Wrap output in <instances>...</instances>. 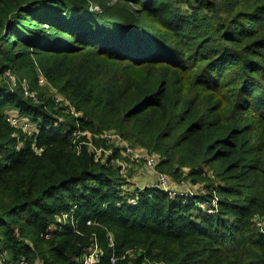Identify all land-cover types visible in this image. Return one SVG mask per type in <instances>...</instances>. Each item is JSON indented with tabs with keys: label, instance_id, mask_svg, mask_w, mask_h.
<instances>
[{
	"label": "trees",
	"instance_id": "16d2710c",
	"mask_svg": "<svg viewBox=\"0 0 264 264\" xmlns=\"http://www.w3.org/2000/svg\"><path fill=\"white\" fill-rule=\"evenodd\" d=\"M3 55L35 99L0 77L2 264H81L94 239V264H264V0H0ZM75 129L205 191L137 186Z\"/></svg>",
	"mask_w": 264,
	"mask_h": 264
},
{
	"label": "built area",
	"instance_id": "2783aa9c",
	"mask_svg": "<svg viewBox=\"0 0 264 264\" xmlns=\"http://www.w3.org/2000/svg\"><path fill=\"white\" fill-rule=\"evenodd\" d=\"M2 75L4 76V79L6 78L5 81L8 83V85H9L8 87L11 90L17 86L16 77L12 71L5 70ZM38 82L41 84H45V85L49 86V88L53 92V97H54V100L57 104H63V105H67V106L69 105L67 100H64L57 92H55V90L48 83V81L45 79V77L43 75H41L40 73L38 75ZM20 85H21V88L23 90L24 95L32 97L33 99H35V93L29 89V85L27 84L26 79H23L21 81ZM68 111L75 116L79 115V113L76 112L75 110H73L70 106H69ZM7 120L14 126L15 125L21 126L23 128V130H25L27 132H31L33 130L34 127H32V125L35 126L31 120V118L28 116H25V115H9L8 114ZM71 135L74 138L73 141L75 142L74 144H75V147L77 150H79V146L81 143L77 139L80 136H85L87 138L86 144L88 146V150L94 151V157L96 159L98 158V154L101 151H103L102 148H96L94 146V144L91 141L90 132L83 131L81 129H75L72 131ZM95 137L96 138H102V139L106 140L107 142H115L116 145L120 148V154L127 157L131 161L140 162L145 169H147L148 171L152 172L155 175V180L151 181L150 184L157 189L163 190L170 197L187 196V195L192 196L193 194H195V191L190 188V186L194 187L195 185H190L188 181H187L188 188H181L178 186V184L173 185L174 183H171V180L166 173L157 170L156 164L158 162V156L155 153H149L147 151L144 152V150L142 148L129 144L119 134H117L114 131H104V132H101L99 134H95ZM107 151H109V150H107ZM109 152H111V151H109ZM115 159L116 158H112L110 160L111 163L117 162L119 164L120 171L124 172L125 167H126L125 162L123 160L118 161ZM181 184L186 186L184 181H181ZM215 201H216V198H214L212 200V205L215 204ZM201 206L203 207L204 205H201ZM71 214H72V212L63 213L61 216L57 217V220L60 222L61 221L64 222L68 217L71 216ZM87 224L90 225V224H93V222L91 220H88ZM52 229H55L54 225L52 226ZM46 236H48V235H46ZM108 237H109L110 243L112 244V236L109 232H108ZM100 253L101 252H100L98 243L94 239L93 242L85 249V251L81 255V257H80L81 264H94L99 259ZM139 253H140V250H137L136 253L134 250H126L120 257L111 256L110 261L112 263H114L119 258H121V259H124L126 257L133 258L136 254H139ZM5 259H6V253H0V264H2L3 263L2 261H4ZM17 264H29V263L26 259L21 258Z\"/></svg>",
	"mask_w": 264,
	"mask_h": 264
},
{
	"label": "rangeland",
	"instance_id": "374dc122",
	"mask_svg": "<svg viewBox=\"0 0 264 264\" xmlns=\"http://www.w3.org/2000/svg\"><path fill=\"white\" fill-rule=\"evenodd\" d=\"M5 59H6V56H0V67L5 63ZM14 73V72H13ZM0 75H2V74H0ZM14 75H15V77H16V83H17V85H20V83H21V81L23 80V79H26L27 80V84L29 85V81H28V78H26L25 76H23V77H20V76H18L17 74H15L14 73ZM0 77H2V78H4V76L2 75V76H0ZM6 79V78H5ZM4 79V80H5ZM9 115H17V113H15V112H12L11 114H9ZM109 143V149H103L102 147H96L95 145V147L96 148H102V150L103 151H101L99 154H98V159H102V160H104V158L105 157H107L108 155H110L111 154V152H109V151H111V149L113 148V147H117V145H116V143L115 142H108ZM107 150H109V151H107ZM144 150V149H143ZM144 152H145V150H144ZM122 155V154H121ZM122 157L123 158H127V157H125V156H123L122 155ZM123 158H119V157H117L115 160H118V161H121V160H123L124 162H125V171L123 172V173H125V175H127V177H128V179L130 180V181H132V180H134V174H140V175H142L145 179H143L144 181H147L148 183H151V181H153V180H155V175L152 173V172H150V171H148L147 169H145L144 167H143V165L140 163V162H132V161H126L125 159H123ZM128 159V158H127ZM112 165H115V166H118L119 167V164L117 163V162H112L111 163ZM132 166V167H134V166H136V168H135V170H134V173H132L131 171H130V169H129V166ZM134 169V168H133ZM168 175V174H167ZM130 176V177H129ZM169 176V175H168ZM132 178V179H131ZM169 178H170V180H171V183H174L173 185H177L178 184V186L179 187H181V188H188V185H187V181L186 180H181V181H184V183L186 184V186H184L183 184H181V181H174L173 180V178H171L170 176H169ZM217 183V182H216ZM184 186V187H183ZM190 188L192 189V190H194V191H199V192H204L205 191V188H204V184L203 183H198V184H195V186L194 187H191L190 186ZM130 190V189H129Z\"/></svg>",
	"mask_w": 264,
	"mask_h": 264
},
{
	"label": "crops",
	"instance_id": "0c3cea01",
	"mask_svg": "<svg viewBox=\"0 0 264 264\" xmlns=\"http://www.w3.org/2000/svg\"><path fill=\"white\" fill-rule=\"evenodd\" d=\"M133 173H134V170L136 168V166L133 167ZM134 181L135 183L137 184V186H140V185H146L148 182L147 181H144L143 179H145L142 175L140 174H134ZM149 184V183H148Z\"/></svg>",
	"mask_w": 264,
	"mask_h": 264
}]
</instances>
